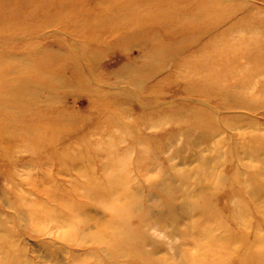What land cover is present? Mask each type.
Returning <instances> with one entry per match:
<instances>
[{
  "label": "rangeland",
  "instance_id": "rangeland-1",
  "mask_svg": "<svg viewBox=\"0 0 264 264\" xmlns=\"http://www.w3.org/2000/svg\"><path fill=\"white\" fill-rule=\"evenodd\" d=\"M0 264H264V0L0 7Z\"/></svg>",
  "mask_w": 264,
  "mask_h": 264
},
{
  "label": "bare ground",
  "instance_id": "bare-ground-1",
  "mask_svg": "<svg viewBox=\"0 0 264 264\" xmlns=\"http://www.w3.org/2000/svg\"><path fill=\"white\" fill-rule=\"evenodd\" d=\"M11 1L12 0H0V7H2V8L7 7L9 4H11Z\"/></svg>",
  "mask_w": 264,
  "mask_h": 264
}]
</instances>
